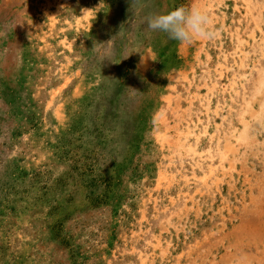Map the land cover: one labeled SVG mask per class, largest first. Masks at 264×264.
<instances>
[{
	"label": "rangeland",
	"instance_id": "rangeland-1",
	"mask_svg": "<svg viewBox=\"0 0 264 264\" xmlns=\"http://www.w3.org/2000/svg\"><path fill=\"white\" fill-rule=\"evenodd\" d=\"M0 264H264V0H0Z\"/></svg>",
	"mask_w": 264,
	"mask_h": 264
},
{
	"label": "clouds",
	"instance_id": "clouds-1",
	"mask_svg": "<svg viewBox=\"0 0 264 264\" xmlns=\"http://www.w3.org/2000/svg\"><path fill=\"white\" fill-rule=\"evenodd\" d=\"M140 2L141 0H130L131 7ZM146 23L149 30L162 32L169 40L180 44L191 43L197 38L210 39L213 35L209 31L211 21L207 12L197 6L180 5L166 13L150 15Z\"/></svg>",
	"mask_w": 264,
	"mask_h": 264
}]
</instances>
